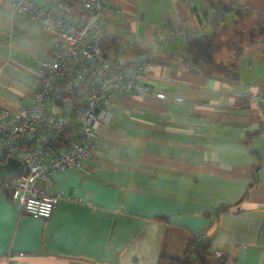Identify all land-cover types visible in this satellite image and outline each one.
Returning a JSON list of instances; mask_svg holds the SVG:
<instances>
[{
  "label": "crops",
  "instance_id": "1",
  "mask_svg": "<svg viewBox=\"0 0 264 264\" xmlns=\"http://www.w3.org/2000/svg\"><path fill=\"white\" fill-rule=\"evenodd\" d=\"M70 1L76 19L84 0ZM224 1L107 0L102 23L123 67L151 55L140 71L149 93L114 94L83 167L53 174L61 198L48 218L23 213L0 185V264H156L160 254L197 264L187 252L195 231L221 264H264V106L244 100L264 87V0ZM172 28L185 34L159 39ZM212 32L207 72L186 36ZM51 41L0 0V102L10 112L29 102ZM229 64L234 79L213 68Z\"/></svg>",
  "mask_w": 264,
  "mask_h": 264
},
{
  "label": "built area",
  "instance_id": "2",
  "mask_svg": "<svg viewBox=\"0 0 264 264\" xmlns=\"http://www.w3.org/2000/svg\"><path fill=\"white\" fill-rule=\"evenodd\" d=\"M45 1L47 5L42 7L36 0H12L19 14L51 31L52 41L47 57L35 70L29 102L14 112L0 102V161L12 154L23 166L20 174L4 179L1 188L23 213L42 219L51 215L61 198L50 188L53 174L68 167H83L95 147L97 127L110 121L114 94L149 93L140 71L151 58L146 55L126 69L121 61L122 47L107 50L102 23L107 0L82 1L76 19L69 16L73 7L70 0ZM175 34L184 35V29L162 31L159 39ZM155 96L163 98L164 94ZM244 100L264 106V87L246 88ZM67 125L71 139L54 148ZM202 239V232H193L187 246L189 255ZM220 256L219 251L211 253L212 258ZM5 264L16 263L9 257Z\"/></svg>",
  "mask_w": 264,
  "mask_h": 264
},
{
  "label": "trees",
  "instance_id": "3",
  "mask_svg": "<svg viewBox=\"0 0 264 264\" xmlns=\"http://www.w3.org/2000/svg\"><path fill=\"white\" fill-rule=\"evenodd\" d=\"M223 2H225L223 0ZM222 2V3H223ZM246 6V5H244ZM235 3H231L227 8H240ZM259 31L264 30V22H262L259 27ZM186 42L190 49L188 55L193 59L195 65L209 72L210 70L205 68V66L211 60V54L216 48L214 45V32L210 34H201L194 36H186ZM104 45L109 52L114 51L119 45V38L115 35L106 34L104 36ZM222 71L223 75H227L229 78L234 79L237 77V66L236 64L229 65H217L213 67ZM67 127L63 130L62 134L58 137L56 143H53V147H62L66 145L68 140L71 139L70 128ZM2 159V158H1ZM195 260L197 264H221V257L212 258L211 253L209 252V242L206 237L197 244V247L194 251ZM156 264H187V259L185 256L181 258L168 257L160 254L156 260Z\"/></svg>",
  "mask_w": 264,
  "mask_h": 264
},
{
  "label": "rangeland",
  "instance_id": "4",
  "mask_svg": "<svg viewBox=\"0 0 264 264\" xmlns=\"http://www.w3.org/2000/svg\"><path fill=\"white\" fill-rule=\"evenodd\" d=\"M20 162L18 158L13 156L12 154H8L3 161H0V167H4L5 171H7V165L15 168L16 163Z\"/></svg>",
  "mask_w": 264,
  "mask_h": 264
},
{
  "label": "water",
  "instance_id": "5",
  "mask_svg": "<svg viewBox=\"0 0 264 264\" xmlns=\"http://www.w3.org/2000/svg\"><path fill=\"white\" fill-rule=\"evenodd\" d=\"M6 167H7V169L9 167L12 168L11 166H8V165ZM4 169H5L4 167H0V185H1L2 181L4 180V178H6L9 175L8 170L5 171ZM12 169L18 170V171L16 170L17 171L16 175L20 174L22 172V169H23L22 163L21 162L16 163L15 168H12Z\"/></svg>",
  "mask_w": 264,
  "mask_h": 264
}]
</instances>
